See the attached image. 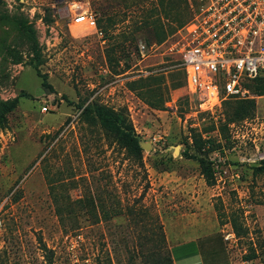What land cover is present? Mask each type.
Returning <instances> with one entry per match:
<instances>
[{
	"label": "rangeland",
	"instance_id": "1",
	"mask_svg": "<svg viewBox=\"0 0 264 264\" xmlns=\"http://www.w3.org/2000/svg\"><path fill=\"white\" fill-rule=\"evenodd\" d=\"M190 1L0 0V104L16 106L0 128V264H173L189 238L205 264H264V76L236 99L256 100L253 118L200 111L165 53ZM95 101L128 110L143 165L88 115Z\"/></svg>",
	"mask_w": 264,
	"mask_h": 264
},
{
	"label": "built area",
	"instance_id": "2",
	"mask_svg": "<svg viewBox=\"0 0 264 264\" xmlns=\"http://www.w3.org/2000/svg\"><path fill=\"white\" fill-rule=\"evenodd\" d=\"M190 7L192 17L169 37L165 53L177 58L172 67L183 72L200 111L213 113L226 100L246 98L244 83L264 76V0H193ZM69 15L103 38L95 15L87 10ZM139 51L148 58L145 44Z\"/></svg>",
	"mask_w": 264,
	"mask_h": 264
},
{
	"label": "trees",
	"instance_id": "3",
	"mask_svg": "<svg viewBox=\"0 0 264 264\" xmlns=\"http://www.w3.org/2000/svg\"><path fill=\"white\" fill-rule=\"evenodd\" d=\"M187 15V19L181 27H183L192 17L191 11H189V13L187 12ZM126 39L130 38L126 37ZM132 39V41H134V37ZM260 78L256 80H259ZM183 88L185 89V82ZM259 95H264V89L260 90ZM12 104L15 105V103H10L9 107H6L5 105L0 104V128L6 127L7 114L13 111L16 107ZM223 104L228 105V109H230L227 114L226 126L235 121H245L246 119L253 118L257 107L255 99H229L224 101ZM87 113L90 117L96 119L106 129L107 133L114 137L116 144L125 151L128 159L134 160L142 165L144 164V149L142 147L143 140L137 133L126 108L115 109L95 101L88 106ZM205 143L206 142L201 139L195 140L197 153L194 158L199 162L201 172L207 182L210 185H213L215 182V172L212 163L202 155L203 149L206 146ZM210 145L212 146V144ZM170 262L172 263L171 259Z\"/></svg>",
	"mask_w": 264,
	"mask_h": 264
},
{
	"label": "crops",
	"instance_id": "4",
	"mask_svg": "<svg viewBox=\"0 0 264 264\" xmlns=\"http://www.w3.org/2000/svg\"><path fill=\"white\" fill-rule=\"evenodd\" d=\"M200 238L171 242L170 250L175 264H205ZM204 246V245H203Z\"/></svg>",
	"mask_w": 264,
	"mask_h": 264
},
{
	"label": "water",
	"instance_id": "5",
	"mask_svg": "<svg viewBox=\"0 0 264 264\" xmlns=\"http://www.w3.org/2000/svg\"><path fill=\"white\" fill-rule=\"evenodd\" d=\"M142 147H143V149H145V148H146V145H144V144L142 143Z\"/></svg>",
	"mask_w": 264,
	"mask_h": 264
}]
</instances>
